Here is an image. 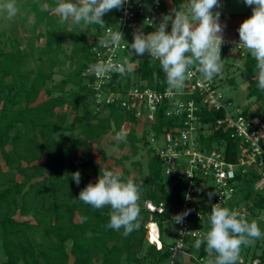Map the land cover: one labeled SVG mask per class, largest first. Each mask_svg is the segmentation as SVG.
<instances>
[{
  "label": "trees",
  "instance_id": "16d2710c",
  "mask_svg": "<svg viewBox=\"0 0 264 264\" xmlns=\"http://www.w3.org/2000/svg\"><path fill=\"white\" fill-rule=\"evenodd\" d=\"M186 1L171 0V3L180 10ZM40 2L50 8L55 6V0ZM28 3L36 31L34 38L23 43L20 37L0 31V248L4 255L0 264L20 261L23 264H161L168 257L171 245L162 239L164 224L181 203L183 187L174 179H169L172 184L166 186L168 178L162 173V162L146 142L147 130L137 135L136 118L131 112L115 105L95 110L93 91L87 86L90 77L85 71L95 64L91 47L103 27L90 25L88 30L83 23L80 26L60 24L51 10L40 11L35 0ZM114 11L104 15L105 26L113 22ZM250 11L251 8L247 13ZM220 54L223 59L226 51ZM56 73L61 78L54 82ZM216 76V87L235 84L234 76ZM240 76L247 84V96L256 103H264L254 58L243 59ZM124 77L125 87L135 84L156 90L166 87L160 64L149 59L128 68V75ZM121 78L116 76V82ZM84 96H89L92 102L81 109ZM203 110V120L213 128L206 145L210 147L214 137L222 140L227 147V159L235 161L239 143L216 125L223 111ZM248 112L249 107H245L244 113ZM161 115L151 124V131L156 135L170 123V119ZM126 121L130 122L126 139L115 143L120 148L128 145L134 154L142 146L147 149L148 158L145 169L139 160L133 161L139 165L140 176L121 178L141 185L142 201L163 206L161 213L139 206V227L128 236L123 235V229L116 231L107 227L109 206L94 210L76 200L88 183H96L100 171L111 170L107 166L109 154L100 150L99 142L107 133L121 132ZM119 161L115 159L116 163ZM76 171L81 174L79 185L71 178ZM255 179L256 175L245 178L241 188L254 215L255 211L264 209V195L250 189ZM81 217H87V221L82 223ZM247 219L255 221L262 233L264 222ZM148 220L156 221L159 226L161 247L146 239ZM200 225L210 228V223ZM194 244L191 252L198 258L209 259L205 246L197 250ZM243 246L240 251L245 257L264 261V238L249 245L251 250ZM189 261L206 264L193 258Z\"/></svg>",
  "mask_w": 264,
  "mask_h": 264
},
{
  "label": "built area",
  "instance_id": "2783aa9c",
  "mask_svg": "<svg viewBox=\"0 0 264 264\" xmlns=\"http://www.w3.org/2000/svg\"><path fill=\"white\" fill-rule=\"evenodd\" d=\"M165 14L166 0H158V3L154 0H128L123 9L114 11L113 22L101 28L95 42L94 38L90 39L93 42L91 52L94 63L107 66L128 61L126 67L129 69L137 66L142 59L159 64L158 60L147 53L139 57L130 55L131 50L127 49L125 42L132 43L133 32L137 29H142L145 34L155 31L153 25L158 24ZM146 20H153V25L146 24ZM108 29L121 31L125 42L119 41L110 48L101 46L100 41L106 36ZM170 30L169 24L167 31ZM223 38L225 43L221 46V51L225 50L226 55L231 53L242 59L253 58L246 48L232 51L233 42H238V39ZM191 71L193 75L185 82V87L176 90L171 96L168 94L167 82L162 90L141 84L125 87L126 77L116 82V76L119 75L115 72L97 75L88 69L85 71L90 77L87 86L93 91L95 110L115 105L131 112L136 118V125H141V134L147 130L146 142L161 160L163 175L182 183L181 203L170 218L176 227L175 240L169 247L168 257L161 264H181L183 261L179 260V256H184L187 260L193 258L198 263L204 261L203 257L194 255L190 247L200 234L208 231L200 223L209 224L206 219L210 216L209 209L213 204L220 203L222 207L238 211L247 218L251 215L249 202H246L241 189L245 178L256 175L250 189L264 195V112L259 113L249 108V112L244 113L245 107L234 106L230 98L217 90L214 78L207 81L195 64ZM177 100L180 105L175 103ZM204 108L223 111V115L216 119V125L239 143L235 161L227 159V147L222 140L214 137L211 146L206 145L207 139L213 134V128L211 123L203 120L201 113ZM159 113L170 119V123L156 135L151 131V124ZM129 125L130 122H124L121 131L127 132L129 128L125 127ZM209 193L215 195L209 199ZM145 206L150 211H163L161 203L154 205L146 201ZM186 210H189V214L176 223L173 217ZM261 219L264 221V218ZM145 228L147 241L161 247L157 222L148 220ZM238 264H264V261L245 257L240 251Z\"/></svg>",
  "mask_w": 264,
  "mask_h": 264
},
{
  "label": "clouds",
  "instance_id": "9594fccd",
  "mask_svg": "<svg viewBox=\"0 0 264 264\" xmlns=\"http://www.w3.org/2000/svg\"><path fill=\"white\" fill-rule=\"evenodd\" d=\"M158 3V0H154ZM40 11L51 10L60 24L80 26L83 24L105 26L103 17L112 10H121L128 0H55V6L42 4L35 0ZM245 6L250 7L252 14L245 19L237 29L239 40L233 42L232 49L246 48L256 61L258 72V87L264 90V0H243ZM184 7L187 12L173 8L169 14L162 15L158 24L153 20L145 23L153 25L155 31L145 34L142 29L133 32V41L128 44L123 40V33L119 30L108 29L100 45L110 48L111 45L124 41L130 55L137 57L147 53L159 61L168 85V94L174 95L176 90H182L185 82L193 75L191 67L195 64L199 73L211 81L222 73L223 59L221 46L224 25L220 22V0H187ZM0 13H5L7 20H12L18 14L17 0H0ZM171 25V30L167 28ZM96 63L89 66L88 71L97 75H108L115 72L121 77L128 75L126 65ZM110 78V76H109ZM180 105V101H175ZM127 133L121 131L114 139L119 143L125 141ZM72 180L79 185L81 174L76 171L71 174ZM141 185L132 179L124 182L117 170L105 169L100 171L95 184L88 183L76 200L83 202L94 210L109 206V229L120 231L128 236L139 227L140 213L139 198ZM209 199L214 193H209ZM189 214V210L178 214L176 223L182 221ZM86 222L87 217H81ZM210 228L199 235L194 247L199 250L205 246L209 259L207 264H238L242 245L248 246L260 239L262 235L255 221L249 222L247 217L238 211L222 207L220 203L212 205L209 216Z\"/></svg>",
  "mask_w": 264,
  "mask_h": 264
},
{
  "label": "rangeland",
  "instance_id": "374dc122",
  "mask_svg": "<svg viewBox=\"0 0 264 264\" xmlns=\"http://www.w3.org/2000/svg\"><path fill=\"white\" fill-rule=\"evenodd\" d=\"M187 3V1H186ZM185 3V5H186ZM221 7L219 9H215L216 11H220V22L224 25L223 36L229 37L232 39H238V32L235 31L237 27L247 18H249L252 14V10L250 13H247L250 7L244 5L243 0H220ZM29 3L28 0H17L18 14L12 19L7 20L5 18V13H0V31L6 32L8 35H16L20 37L23 43L28 40H32L36 35V31L33 28L32 20L33 17L29 14ZM173 5L171 0H166V11L167 14L171 12L173 9ZM187 12V9L183 7L182 9ZM88 30L91 29V26L85 24ZM41 42V40H39ZM33 62L30 59L29 65L32 66ZM243 66V59L233 55L231 53L225 55L223 57V70L222 73L219 74V77L224 78L227 75L235 77V84L233 86H217V90L222 92L226 97L230 98L233 102L234 106L244 108L249 107L259 113L264 112V103L255 102L254 99L247 96V84L243 81L240 76V69ZM67 67V64L64 66ZM61 75L56 73L54 76V82L59 81ZM214 82L218 84V77H214ZM91 98L89 96H84L81 100L80 107L84 108L87 103L91 105ZM129 128L128 126L125 129ZM136 133L138 136H141V125L137 124L135 126ZM115 135L112 133H107L103 138L100 139L99 148L101 151L109 154V158L107 160V166H110L111 170H117L123 179L125 178H133L134 176H140L138 168L139 165L133 164V161L139 160L140 165L143 169H145L146 161H147V149L142 146L139 147V150L134 154L132 149L129 148L128 145H124L123 147H118L115 143L114 139ZM215 146V144H213ZM115 159H119L118 163L115 162ZM236 169V168H235ZM146 174L144 170V175ZM166 186L169 187L172 182L169 179H165ZM139 206L145 207V201H142L141 198L138 201ZM146 208V207H145ZM174 210H172V213ZM256 215L252 214L249 216L251 220H261L264 218V209L260 211H255ZM258 218V219H257ZM175 232L176 227L171 222V219H168L164 224V231L162 235V239L166 243H172L175 240ZM262 234H264V229L262 230ZM264 238V235L261 236ZM245 249H252V246H243ZM184 257V256H183ZM179 256V260L183 261L184 264H190V261L187 260L186 257L183 258ZM4 259V255L0 248V262ZM208 259H204V262L207 264ZM17 264H23V262H18Z\"/></svg>",
  "mask_w": 264,
  "mask_h": 264
},
{
  "label": "bare ground",
  "instance_id": "6f19581e",
  "mask_svg": "<svg viewBox=\"0 0 264 264\" xmlns=\"http://www.w3.org/2000/svg\"><path fill=\"white\" fill-rule=\"evenodd\" d=\"M152 228L154 229V225H152ZM152 236L154 237V234Z\"/></svg>",
  "mask_w": 264,
  "mask_h": 264
},
{
  "label": "crops",
  "instance_id": "0c3cea01",
  "mask_svg": "<svg viewBox=\"0 0 264 264\" xmlns=\"http://www.w3.org/2000/svg\"><path fill=\"white\" fill-rule=\"evenodd\" d=\"M183 261H184V259H183Z\"/></svg>",
  "mask_w": 264,
  "mask_h": 264
}]
</instances>
